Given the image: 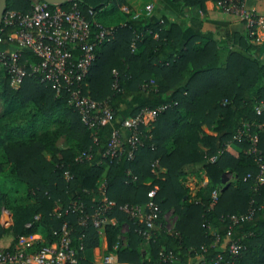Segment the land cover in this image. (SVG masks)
Wrapping results in <instances>:
<instances>
[{
    "label": "trees",
    "instance_id": "trees-1",
    "mask_svg": "<svg viewBox=\"0 0 264 264\" xmlns=\"http://www.w3.org/2000/svg\"><path fill=\"white\" fill-rule=\"evenodd\" d=\"M221 1L156 0L157 10L164 12L158 20L132 19L145 0H72L58 6L67 10L73 3L87 20L92 11L95 22L107 31L94 49L81 91L105 104L112 121L93 129L81 123L65 94L55 95L32 76L11 89L0 66V172L23 189L26 202L10 205L9 194L0 192V209L9 212L15 239L40 235L43 243L37 245L55 241L62 221L73 223L74 216L62 213L56 218L54 208L59 206L62 212L78 199L89 212L98 184L104 183L105 197L115 206L106 215L103 237L106 252L116 246V264H149L160 250L185 263L192 256L189 250L201 247L206 258L212 257L218 250L211 247V232L220 236L223 245L225 216L245 213L249 207L254 209L251 220L230 231L243 246L236 264H264V184L254 187L246 176L256 173L246 139L225 146L247 123L256 137V151L264 157V111L255 115L253 110L264 102V40L255 45L247 33L216 38L211 32L197 31L177 48L187 20L183 10L192 19L205 12L206 2ZM32 4V0H6L5 12L24 15ZM15 30L13 25L0 24V49L16 47L8 38ZM91 32L98 29L92 26ZM20 56L21 62H38L26 50ZM161 106L165 109L152 123L139 127L141 145L131 161L125 154L110 162L101 159L112 129L120 131L126 151L127 133L121 122L140 110ZM88 148L91 159L77 161V155ZM64 173L71 179L66 181ZM187 174L199 178L200 184L206 180L192 197L183 184ZM154 188L159 222L163 225V215L169 211L175 220L171 234L162 227L154 232L144 258L139 252L143 239L137 233L141 227L117 208L144 205L147 192ZM122 225L125 233H120ZM72 239V245L82 247L76 264H93L88 253L98 245L97 232L74 227ZM218 248L225 257V250Z\"/></svg>",
    "mask_w": 264,
    "mask_h": 264
},
{
    "label": "built area",
    "instance_id": "built-area-1",
    "mask_svg": "<svg viewBox=\"0 0 264 264\" xmlns=\"http://www.w3.org/2000/svg\"><path fill=\"white\" fill-rule=\"evenodd\" d=\"M247 1L224 0L216 3V6L223 14L234 17L242 23L248 34L256 31L264 32V18L258 17L252 9H249ZM256 1L264 2V0ZM32 2V9L24 15L6 11L2 16L1 23L16 27V30L8 35L16 47L0 49V66L8 78L9 87L17 89L26 77H35L40 84L50 86L55 95L65 94L68 106L75 110L81 123L87 129L110 123L112 121L111 110L105 104L88 99L82 95L81 91L82 83L94 60V49L97 44L105 40L106 29L95 22L92 11H88L90 20H87L73 3L67 10H63L54 5H51L53 6L51 9L50 5L44 2ZM150 11V6L144 7L146 14H149ZM92 26L98 29L97 33L91 32ZM131 48H133V44H131ZM21 50L30 52L38 58V62L27 63L25 60L21 62ZM164 109V106L153 110L143 109L135 117L124 119L120 126L127 133L124 138L127 145L126 151L120 131L112 129L101 159L110 162L125 154L126 160L131 161L133 153L141 145L139 127H145L152 123ZM253 110L255 115H259L264 111V102L256 104ZM251 126L244 123L225 146L239 143L243 139L249 142L248 153L252 154L254 158L256 173L246 176L252 180L254 187H257L264 184V157L256 151V137L250 134ZM93 142H95V138H93ZM91 157L92 152L88 148L81 151L76 160L79 162L88 161ZM208 161L212 163L214 158H210ZM127 175L129 174L127 173ZM63 178L66 181L71 179L67 173L63 174ZM134 180L135 178L131 176L130 181ZM205 183L204 179L200 185L204 186ZM154 194L155 189L148 191L147 201L142 206L124 204L117 208L141 227L137 233L148 242L160 227L167 233L164 219L162 218L163 225L159 222V209L153 201ZM214 199L215 196H213ZM114 206V203L105 197L104 184H100L98 199L93 201L89 212L86 211L83 201L78 199L71 200L62 212L59 206L54 208L53 214L56 218H59L62 213L74 216L73 223L62 221L55 241L37 245L38 242L43 243V241L35 235L18 236L11 248L0 249V264H76L78 262L77 253L82 250V247L72 245L74 227L82 230L90 227L99 233L107 222L106 215ZM253 214L254 209L249 207L245 213L225 216V243L222 245L220 236L216 232L212 233L211 247L218 250L212 257L204 256L206 252L204 247L190 249L192 256L185 263H181V259L174 253L160 250L156 260L149 264H236V259L243 250V246L239 239L231 237L230 231L234 226L251 220ZM0 217L1 224L5 227L11 225L8 211L1 208ZM29 226V224L25 225V227ZM218 247L225 250V257L222 254L223 251H220ZM113 262L114 257L104 255L100 257L99 264H112Z\"/></svg>",
    "mask_w": 264,
    "mask_h": 264
},
{
    "label": "crops",
    "instance_id": "crops-1",
    "mask_svg": "<svg viewBox=\"0 0 264 264\" xmlns=\"http://www.w3.org/2000/svg\"><path fill=\"white\" fill-rule=\"evenodd\" d=\"M150 6L151 11L149 14H146L144 12V7ZM145 6L135 15L132 16V19H138V18H152L154 20L161 19L162 14L164 13L162 9L157 10L156 6V0H145ZM247 7L249 9H252L258 17L264 18V2L262 1H256V0H248L247 1ZM122 11L126 12L124 8L121 9ZM175 12V11H174ZM185 14L186 21L184 22L185 28L181 34L180 42L177 45V48H182L184 43L197 31L202 32H211L214 34L216 38H222L226 34H232V33H238L241 35H245L248 32L245 30L242 23L238 22L234 17H231L229 15H224L216 6V3L212 2H206L205 3V12L204 13H196L195 18H187V15L189 14V11L187 9L183 10ZM168 19L172 20L171 16H167ZM252 35L254 38L251 40L252 44L259 45L264 39V32L256 31L255 33L248 34ZM148 126V125H147ZM145 126V127H147ZM2 157V152L0 150V162ZM2 167V166H1ZM4 168V167H3ZM200 165L197 166L196 169H199ZM195 169V170H196ZM198 171V170H197ZM201 177V174H200ZM185 181L183 182L184 186L189 190V194L192 197L195 193V191L200 187V179L198 180L194 175L187 174L185 177ZM99 183L97 186V194L94 197V200L98 199V187L100 186ZM104 184V183H103ZM14 184L12 181L8 178H6L2 171L0 172V192L1 188L6 189V192L8 189L11 188ZM155 189V188H154ZM58 207V206H56ZM55 207V208H56ZM264 208V206H263ZM1 210V209H0ZM9 213V212H8ZM166 215H172V211H169L165 215H163V219L166 218ZM175 218L174 216H172ZM1 218V217H0ZM165 220V219H164ZM107 223V222H106ZM112 223V222H111ZM0 229L2 230L0 234V249H9L11 248L15 243V235L13 234L12 230L9 229V227H5L3 224H1L0 219ZM127 230L125 225H122L120 228V233H125ZM172 231L167 232V234H171ZM213 233V232H211ZM98 234L99 240L98 245L92 249L88 253L89 261L93 264H99L100 257L104 255H111L114 257V262L112 264H116L115 262V247H112L111 252H106V241L103 237V230H101ZM36 237H39L42 239L40 235H35ZM147 245L148 241L142 240V242L139 244V252L141 253V256L144 258H147L148 252H147Z\"/></svg>",
    "mask_w": 264,
    "mask_h": 264
},
{
    "label": "rangeland",
    "instance_id": "rangeland-1",
    "mask_svg": "<svg viewBox=\"0 0 264 264\" xmlns=\"http://www.w3.org/2000/svg\"><path fill=\"white\" fill-rule=\"evenodd\" d=\"M32 1L37 2L38 0H32ZM226 178H227V180L229 182L232 181V176L231 175H227ZM199 185H200V183H199ZM12 189L15 190V192ZM1 191H2L1 192L2 194H5L6 189L1 188ZM8 194H9V203H10V205L12 203H15V204L26 203V202H24L22 200V198L24 199L25 192L17 184H14L13 186H11L10 189L7 190L6 195H8ZM172 216L173 215H166L165 216L166 218H164L165 219L164 220V225H165V228H166L167 232H170L173 229V224H174L175 218H173Z\"/></svg>",
    "mask_w": 264,
    "mask_h": 264
},
{
    "label": "water",
    "instance_id": "water-1",
    "mask_svg": "<svg viewBox=\"0 0 264 264\" xmlns=\"http://www.w3.org/2000/svg\"><path fill=\"white\" fill-rule=\"evenodd\" d=\"M41 1L49 5L60 6L63 3L71 1V0H41ZM5 2L6 0H0V24H1L3 13L5 12Z\"/></svg>",
    "mask_w": 264,
    "mask_h": 264
}]
</instances>
